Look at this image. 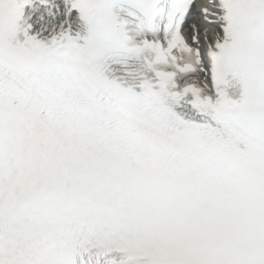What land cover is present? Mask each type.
Instances as JSON below:
<instances>
[{
    "label": "snow or ice",
    "instance_id": "snow-or-ice-1",
    "mask_svg": "<svg viewBox=\"0 0 264 264\" xmlns=\"http://www.w3.org/2000/svg\"><path fill=\"white\" fill-rule=\"evenodd\" d=\"M0 264H264V0H0Z\"/></svg>",
    "mask_w": 264,
    "mask_h": 264
}]
</instances>
